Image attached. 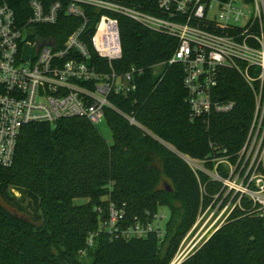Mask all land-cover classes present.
<instances>
[{
  "label": "trees",
  "instance_id": "1",
  "mask_svg": "<svg viewBox=\"0 0 264 264\" xmlns=\"http://www.w3.org/2000/svg\"><path fill=\"white\" fill-rule=\"evenodd\" d=\"M29 1L7 0L19 25L30 16ZM109 1L154 14L158 2ZM93 10L86 7L89 14ZM114 17L122 57L113 68L137 73L136 90L110 101L149 134L110 110L105 118L111 143L82 118L24 126L11 166H0V264H170L200 208L206 209L222 188L193 173L177 153L206 160L205 168L212 171L213 159L224 155L234 162L245 142L254 97L238 73L221 71L215 92L217 100L233 101L234 110L213 115L207 125L190 122L182 68L166 64L176 39L123 15ZM48 29L47 36L59 45L72 31L63 24ZM162 177L170 186L159 188ZM79 198L86 202L74 204ZM111 204L124 212L122 228L151 223L160 207L167 208L162 239L154 233L112 238L101 229ZM181 264H264V215L242 199L240 208Z\"/></svg>",
  "mask_w": 264,
  "mask_h": 264
},
{
  "label": "built area",
  "instance_id": "2",
  "mask_svg": "<svg viewBox=\"0 0 264 264\" xmlns=\"http://www.w3.org/2000/svg\"><path fill=\"white\" fill-rule=\"evenodd\" d=\"M28 7L30 16L19 25L7 0H0L1 167L11 166L21 130L29 124L54 125L62 119L82 118L96 127L106 123L110 110L149 134L110 101L112 96L136 90V69L118 73L113 68L122 57L114 15H123L176 39V50L166 64L182 68L190 122L207 125L213 115L234 110L233 101L215 98L223 70L238 73L254 97L249 129L234 162L233 157L222 155L212 160L213 170L208 171L206 160L177 153L193 173L213 178L222 188L206 209L200 208L195 221L205 222L189 251L178 254V250L173 263L191 255L217 221H226L240 208L242 199L264 215V0H158L155 14L109 0H30ZM86 7L94 9L91 14ZM62 24L72 31L59 45L47 36V30ZM163 65L155 66L154 72ZM96 210L101 213L100 208ZM123 216V210L111 204L102 231L114 239H141L151 233L162 239L164 229L155 226L156 215L151 223L136 221L125 228L118 225Z\"/></svg>",
  "mask_w": 264,
  "mask_h": 264
},
{
  "label": "rangeland",
  "instance_id": "3",
  "mask_svg": "<svg viewBox=\"0 0 264 264\" xmlns=\"http://www.w3.org/2000/svg\"><path fill=\"white\" fill-rule=\"evenodd\" d=\"M155 72H159V68L155 70ZM96 128L98 130V132L101 134V136L105 139V141L107 143H111L112 142V136H111V131L109 130L108 126L106 125V123L104 121H101L99 124L96 125ZM209 179L211 181L214 182L213 178L209 177ZM166 186H170V183L165 180L163 177L160 180V184H159V188H163ZM12 194H14L15 196H18V194L13 191ZM86 202V199L83 198H79V199H75L73 201L74 204H83ZM169 219V211L167 208L165 207H160L157 211V215L155 218V226L159 227L160 229H164L167 221ZM198 221H196L197 223ZM205 221H199L197 224V228H195V230L190 234L188 233V235L186 236V238H184V240L182 241L180 247H179V252L178 254L184 253L186 254L192 243L191 241L193 240V238L197 235V232L199 231L200 227L203 225ZM213 221H210L208 225H210ZM225 221H217L216 224L214 225V227L210 230V232H208V234H206V236L199 242V244L196 246V248H194L190 253L194 252L196 249H198L207 239V237L211 234V232L213 230H215V228H217L219 225H222ZM195 223V224H196ZM208 225L205 227V229L208 227ZM190 234V235H189ZM202 233H199V236L196 239H199L200 235ZM178 254L174 257L173 260H175L178 256ZM173 260L171 262H173Z\"/></svg>",
  "mask_w": 264,
  "mask_h": 264
},
{
  "label": "water",
  "instance_id": "4",
  "mask_svg": "<svg viewBox=\"0 0 264 264\" xmlns=\"http://www.w3.org/2000/svg\"><path fill=\"white\" fill-rule=\"evenodd\" d=\"M87 38H89V36H88ZM209 238H210V237H209ZM209 238H208V239H209ZM208 239H207V240H208ZM205 242H206V241H205ZM182 262H183V261H181V262H178V263H176V264H181ZM170 264H174V263H173V262H171Z\"/></svg>",
  "mask_w": 264,
  "mask_h": 264
}]
</instances>
